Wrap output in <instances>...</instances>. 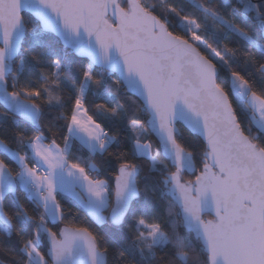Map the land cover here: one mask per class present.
Returning a JSON list of instances; mask_svg holds the SVG:
<instances>
[{
    "label": "snow or ice",
    "instance_id": "1",
    "mask_svg": "<svg viewBox=\"0 0 264 264\" xmlns=\"http://www.w3.org/2000/svg\"><path fill=\"white\" fill-rule=\"evenodd\" d=\"M0 107V264H264V0H0Z\"/></svg>",
    "mask_w": 264,
    "mask_h": 264
},
{
    "label": "trees",
    "instance_id": "2",
    "mask_svg": "<svg viewBox=\"0 0 264 264\" xmlns=\"http://www.w3.org/2000/svg\"><path fill=\"white\" fill-rule=\"evenodd\" d=\"M230 40L231 41H235V37H231ZM233 46H235V45H233ZM57 47H61L60 44H57ZM70 58L75 62V64L77 66L87 63L84 60H80V59H77L74 56H71V54H70ZM97 71H99V70H97ZM0 111H3L2 107H0ZM9 119L11 120V117ZM181 131H184L185 136L188 135V133L183 128L181 129ZM29 134H32V133L30 132ZM113 150H115V146H113ZM73 154L76 155V156L84 157V158L87 157L86 150H84V151H76L74 149ZM93 162L96 163L97 167H101L102 166L101 165V160L99 158H97ZM117 166L118 165L116 164V162L113 161L111 170L114 171ZM11 168H12L13 172L18 170V167L14 163L11 165ZM141 175H143V173H141ZM101 178H107V179L111 180V177L108 176L107 174H105V176H102ZM185 178L187 179L188 177L186 176ZM20 194L23 195V193H20ZM62 203H64L66 209H71V214L68 216L67 220L65 221V224L74 223L76 225L87 226V227L91 228L93 231L98 232L100 235H104L106 232H108L110 230L109 225H97L96 222L93 221L86 214V212L84 210H82L74 201H72V200H62ZM61 226H65V225H60V227ZM53 230H57V228L55 226H53ZM112 230H114V229H112Z\"/></svg>",
    "mask_w": 264,
    "mask_h": 264
},
{
    "label": "water",
    "instance_id": "3",
    "mask_svg": "<svg viewBox=\"0 0 264 264\" xmlns=\"http://www.w3.org/2000/svg\"><path fill=\"white\" fill-rule=\"evenodd\" d=\"M60 46L62 47V45H60ZM74 57H76L77 59L84 60L85 62H87V59H85V58H81L79 56H74ZM97 70H99V69L97 68ZM206 218H211V217H206ZM61 227H63V226H61Z\"/></svg>",
    "mask_w": 264,
    "mask_h": 264
},
{
    "label": "crops",
    "instance_id": "4",
    "mask_svg": "<svg viewBox=\"0 0 264 264\" xmlns=\"http://www.w3.org/2000/svg\"><path fill=\"white\" fill-rule=\"evenodd\" d=\"M75 202V201H74ZM76 203V202H75ZM77 204V203H76ZM78 205V204H77ZM79 206V205H78ZM80 207V206H79ZM81 208V207H80ZM82 210H84L83 208H81ZM85 211V210H84ZM86 212V211H85ZM86 214L88 215V213L86 212ZM93 221H94V219L90 216V215H88Z\"/></svg>",
    "mask_w": 264,
    "mask_h": 264
}]
</instances>
